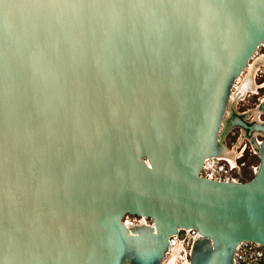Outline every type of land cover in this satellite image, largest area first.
Wrapping results in <instances>:
<instances>
[{"label": "water", "instance_id": "95a60500", "mask_svg": "<svg viewBox=\"0 0 264 264\" xmlns=\"http://www.w3.org/2000/svg\"><path fill=\"white\" fill-rule=\"evenodd\" d=\"M263 42L264 0H0V264H163L182 227L191 264L264 244V119L231 102ZM235 125L255 174L202 175Z\"/></svg>", "mask_w": 264, "mask_h": 264}, {"label": "built area", "instance_id": "2783aa9c", "mask_svg": "<svg viewBox=\"0 0 264 264\" xmlns=\"http://www.w3.org/2000/svg\"><path fill=\"white\" fill-rule=\"evenodd\" d=\"M252 76L249 87L237 96L240 88L246 83L248 76ZM237 108L241 112L250 111L253 108L259 110L260 104L264 101V42L257 49L242 74L235 80L232 94ZM243 142L240 143V145ZM240 150L236 148L234 160L227 156L215 155L205 159L201 168V174L219 180H246L245 175L250 171H256L258 165H254L252 157L259 155L257 146L249 138ZM233 151V152H234ZM247 168H250L247 170ZM127 223H140L143 219L147 224H153L149 216L127 213L124 216ZM198 227H182L170 236L171 241L163 258V264L173 259V264H191L192 246L197 234ZM264 259V244L246 240L238 244L235 252V264H260Z\"/></svg>", "mask_w": 264, "mask_h": 264}, {"label": "rangeland", "instance_id": "374dc122", "mask_svg": "<svg viewBox=\"0 0 264 264\" xmlns=\"http://www.w3.org/2000/svg\"><path fill=\"white\" fill-rule=\"evenodd\" d=\"M232 105L235 107L236 111H240L241 110L239 108H237V104H236V101L233 100L232 101ZM231 110H229V114L231 116V113H230ZM244 117L247 119V120H254V119H260V120H263L264 119V111L262 110H258L257 108H253L251 109L250 111H247V112H241ZM257 139L261 140L263 138V135L261 132L257 131L255 132L254 134ZM249 138H251L250 136H248L245 132V130L241 127V126H238V125H235V126H232L231 129H229L226 133H225V139L224 141L226 142V144L228 145L229 149L234 151L236 148H238L239 150L241 148L244 147V143L245 141H247ZM243 142L241 145L240 143ZM234 152H232L231 154H234ZM252 160L254 162V165H258L259 162H260V157L259 155H255L252 157ZM250 168H247V170H249ZM255 174V171H250L249 170V173H247L245 175V177L247 179H250L253 177V175Z\"/></svg>", "mask_w": 264, "mask_h": 264}, {"label": "bare ground", "instance_id": "6f19581e", "mask_svg": "<svg viewBox=\"0 0 264 264\" xmlns=\"http://www.w3.org/2000/svg\"><path fill=\"white\" fill-rule=\"evenodd\" d=\"M244 88H245V85H243V86L240 88V90H241V89H244ZM231 97H232V100H231V102H232V101L234 100V98H235V93H233ZM232 152H233V151L230 150L229 148H228V149L225 148L221 155H223V156H227V157H229L230 159L234 160L235 153H234V154H231Z\"/></svg>", "mask_w": 264, "mask_h": 264}, {"label": "trees", "instance_id": "16d2710c", "mask_svg": "<svg viewBox=\"0 0 264 264\" xmlns=\"http://www.w3.org/2000/svg\"><path fill=\"white\" fill-rule=\"evenodd\" d=\"M260 264H264V259L261 261V263Z\"/></svg>", "mask_w": 264, "mask_h": 264}]
</instances>
